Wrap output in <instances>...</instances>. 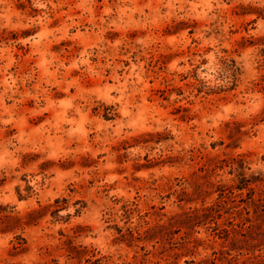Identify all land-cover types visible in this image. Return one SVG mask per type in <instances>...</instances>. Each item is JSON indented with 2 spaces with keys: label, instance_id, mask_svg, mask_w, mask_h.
Instances as JSON below:
<instances>
[{
  "label": "rangeland",
  "instance_id": "obj_1",
  "mask_svg": "<svg viewBox=\"0 0 264 264\" xmlns=\"http://www.w3.org/2000/svg\"><path fill=\"white\" fill-rule=\"evenodd\" d=\"M0 264H264V0H0Z\"/></svg>",
  "mask_w": 264,
  "mask_h": 264
}]
</instances>
